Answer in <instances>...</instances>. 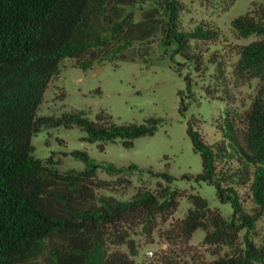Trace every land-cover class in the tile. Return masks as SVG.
I'll list each match as a JSON object with an SVG mask.
<instances>
[{"label":"trees","instance_id":"trees-1","mask_svg":"<svg viewBox=\"0 0 264 264\" xmlns=\"http://www.w3.org/2000/svg\"><path fill=\"white\" fill-rule=\"evenodd\" d=\"M253 4L232 26L242 37L257 35L240 47L234 66L237 78L262 81L256 96L243 112L227 105L217 121L221 137L214 143L195 121H188L203 163L196 178L214 184L219 198L231 202L233 215L228 218L201 194L189 193L192 207L165 233L188 242L203 228V242L216 247L215 258L197 254L186 261L162 253L138 262L131 239L136 227L153 233L160 220L174 215L178 197L186 195L172 188L174 176L158 172L168 183L159 182L155 189L139 186L131 198L121 199L100 191L114 189L115 183L98 176L102 165L87 150L72 151L86 162L85 168L60 170L55 153L35 155L33 136L44 127L79 125L86 140L121 138L132 147L136 138L155 134L161 119L118 123L104 111L93 119L83 110L40 114L41 105L66 58L84 69L140 56L150 61L158 38L199 74L215 65L214 84L207 90L233 103L228 63L207 46L220 40L221 29L206 20L185 29L184 0H0V264H264V241L251 236L264 217V3ZM186 110L182 97L180 111ZM103 166L116 172L138 167ZM117 182L130 183L126 177ZM248 201L253 202L251 210L245 206ZM223 246L233 252L222 254Z\"/></svg>","mask_w":264,"mask_h":264},{"label":"rangeland","instance_id":"rangeland-1","mask_svg":"<svg viewBox=\"0 0 264 264\" xmlns=\"http://www.w3.org/2000/svg\"><path fill=\"white\" fill-rule=\"evenodd\" d=\"M254 2L264 3V0H184L185 8L181 13L185 29L193 28L203 20L221 29L220 40L208 45L205 43V46L210 48L209 52L220 51L228 63L233 103H226L218 94L211 95L207 90L214 84L212 73L215 65L211 64L205 74H199L193 64L186 63L181 54H174L172 48L167 49L159 38L153 43L148 56L150 61L140 56L133 61L107 60L84 69L75 65L71 58H66L61 73L52 79L46 91L40 114L59 115L64 111L83 110L96 119L104 111L118 123L144 122L149 117L161 119L155 134L136 138L132 147H126L121 138L114 141L86 140L87 132L79 125L44 127L33 136L35 155L47 158L55 153L61 160L57 165L60 170L85 168L86 162L73 155L72 151L87 150L102 165L98 168V176L115 183L114 189L100 191L121 199L131 198L139 186L155 189L159 182L168 183L158 172H169L174 176L169 182L172 188L186 195L178 197L179 205L174 215L167 221L160 220L153 233L143 226L136 227L131 239L138 250L135 256L138 262L150 261L162 253L178 254L186 261H191L197 254H203L207 259L215 258L216 247L203 242L206 235L203 228H198L188 242L177 237L170 239L165 233L192 207L187 196L189 193L201 194L212 208H217L226 217L233 215L231 202L219 198L216 186L196 178L203 170V163L201 153L194 149L188 133V121H195V127L206 140L214 143L221 137L217 121L224 116L227 105L243 112L256 96L262 81L259 78H237L234 66L239 59L240 47L257 35L242 37L232 26V20L253 9ZM134 8L137 16L141 17L139 6ZM182 97L187 105L184 114L180 111ZM109 163L123 167L135 163L138 167L116 172L104 168L103 165ZM120 177H126L130 183L118 184ZM252 205L253 202L248 201L245 206L251 210ZM251 236L257 242L264 241V217ZM121 248L128 250L126 244ZM150 250L154 251V257L148 255ZM231 252L233 250L229 246L221 248L222 254Z\"/></svg>","mask_w":264,"mask_h":264},{"label":"built area","instance_id":"built-area-1","mask_svg":"<svg viewBox=\"0 0 264 264\" xmlns=\"http://www.w3.org/2000/svg\"><path fill=\"white\" fill-rule=\"evenodd\" d=\"M148 255L149 256H154V251L153 250L148 251Z\"/></svg>","mask_w":264,"mask_h":264}]
</instances>
